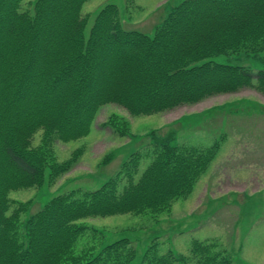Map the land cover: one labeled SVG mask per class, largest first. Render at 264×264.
<instances>
[{"label":"trees","instance_id":"obj_1","mask_svg":"<svg viewBox=\"0 0 264 264\" xmlns=\"http://www.w3.org/2000/svg\"><path fill=\"white\" fill-rule=\"evenodd\" d=\"M20 1L0 0V264H133L127 238L94 253L74 252L87 230L98 234L79 220L166 209L190 191L215 145L173 144L169 135L151 129L148 154H133L97 189L51 197L27 219L25 241L17 222L29 201L16 202L9 214V193L41 185L46 167L54 177L66 171L80 150L56 163L50 142L85 135L103 104L139 115L243 87L264 94V69L252 72L212 59L264 49V0H181L151 33L124 28L114 3L97 10L86 33L80 14L86 0H34L29 13L19 10ZM37 129L43 136L33 147ZM140 157L149 161L134 180ZM153 248L144 250L139 264L229 263L213 243L196 239L187 256L157 255Z\"/></svg>","mask_w":264,"mask_h":264},{"label":"rangeland","instance_id":"obj_2","mask_svg":"<svg viewBox=\"0 0 264 264\" xmlns=\"http://www.w3.org/2000/svg\"><path fill=\"white\" fill-rule=\"evenodd\" d=\"M180 1L86 0L80 14L85 18L87 33L97 10L114 3L124 28L151 33L154 24ZM33 2L21 0L19 10L32 12ZM212 59L252 72L264 69V49L255 53L228 52ZM106 121L125 135L119 136ZM151 129L160 137L169 135L173 144L200 149L216 146L215 153L190 191L160 212L144 208L80 219L98 234L91 235L87 230L76 241L74 252L91 249L94 253L104 244L127 238L134 250L132 263L139 264L150 245H155L157 255L169 251L173 256H187L190 242L196 239L213 243L220 255L224 252L229 259L228 264H264V94L254 87L212 94L196 103L151 114L130 115L114 103L99 106L85 135L50 142L56 163L69 161L80 150L66 171L54 177L46 167L41 185L10 191L9 214L16 202L29 201L18 214L20 239L25 241L27 219L51 197L69 195L71 190L97 189L133 154H148ZM42 136L43 130L37 129L30 146H37ZM148 161L149 157L138 161L134 180ZM120 183H126V179Z\"/></svg>","mask_w":264,"mask_h":264}]
</instances>
